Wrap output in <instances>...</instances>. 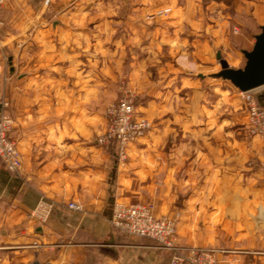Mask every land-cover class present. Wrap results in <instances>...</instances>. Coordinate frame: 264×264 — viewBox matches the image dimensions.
Listing matches in <instances>:
<instances>
[{
	"label": "crops",
	"instance_id": "obj_1",
	"mask_svg": "<svg viewBox=\"0 0 264 264\" xmlns=\"http://www.w3.org/2000/svg\"><path fill=\"white\" fill-rule=\"evenodd\" d=\"M51 1L52 24L36 0H12L2 15L0 97L16 91L13 135L23 164L13 173L0 161V264H170V250L113 226L116 201L147 202L162 215L178 216L177 241L222 249L223 264H264V149L258 136L249 134L245 106L235 114L232 108L225 119L216 106L201 103L194 105L193 117L184 112L174 118L166 114L169 105H149L153 126L131 146L128 163L119 165L112 148L98 141L106 106L90 100L104 91L106 65L97 66L103 59L88 49L111 40L121 44V24L90 23L76 18L88 9L59 7L71 0ZM130 1L146 3L140 11L131 9L137 15L155 6L154 0ZM187 1L193 6L158 3L173 8L167 24L157 28L158 42L198 52L207 44L247 49L253 38V47L264 24V0H206L204 7L199 0ZM132 28L150 31L138 24ZM11 46L21 51L18 63L24 67L16 88L9 68L4 72ZM47 47L49 54H43ZM235 88L231 83L225 92ZM256 96L264 107V86ZM42 197L55 202L44 224L29 215ZM72 201L82 209L69 208Z\"/></svg>",
	"mask_w": 264,
	"mask_h": 264
},
{
	"label": "rangeland",
	"instance_id": "obj_2",
	"mask_svg": "<svg viewBox=\"0 0 264 264\" xmlns=\"http://www.w3.org/2000/svg\"><path fill=\"white\" fill-rule=\"evenodd\" d=\"M160 1L161 0H154L155 6L141 15L140 12L139 15H137L131 9L137 7L140 11L146 3H132L130 0H71L70 2L64 1L59 5V7L79 6L80 8L88 9L89 14L82 16L76 15V18H88L90 23L112 22L114 24H121L120 32L123 37L121 44L114 43L111 40L106 41V46L96 47L93 46V44L89 45V54L91 56L97 55L103 59L101 64L99 63L97 66L102 64L106 65V77L103 79L105 81L104 91L102 92V95L100 94L99 99L92 96L93 98H91L90 102L99 101L100 103L105 104L107 123V110L112 104L119 101L122 95V82H126V84L134 90L137 96V111L150 121V129L153 126L152 118L148 117L145 110L149 105H156V108H159L161 105H169L170 107L168 108L170 110L167 111L166 114H168L170 118H174L175 115L184 112L187 113L188 117H193V109H195L194 105L200 103L206 105L208 108L216 106L219 118H228L229 114H231L230 112L232 108L234 114L236 112L241 113V105L243 104V106H245V103L239 90L235 88L232 93L225 92L226 86L231 85V82L224 80L221 77H216L214 74L221 70V64L217 59L218 51H221L223 58L227 59L229 63H234L233 67H244L246 58L242 53V48L240 46L223 47L207 44L203 45L201 50H198L197 52V48L195 49L194 47H172L169 43L163 44L162 42H158L161 41L162 33L160 30H157V28L162 29L163 26L167 24L168 19L171 18V12H173L171 6H159L158 3ZM186 2L189 4H186ZM199 2H202V7L207 4L206 0H199ZM35 3L36 6L44 5L46 7V13L53 5L51 0H36ZM182 3H185L186 7L189 5L193 6V3H190L187 0H179V4L177 5ZM98 8L111 9L112 11L111 14H102ZM53 14L54 12L44 15L49 18L48 22L51 24L53 22ZM73 17L74 16H71V18ZM134 24L142 25L143 27L148 26L150 29L149 33L144 32V28L130 29L131 25ZM234 27L231 28V32H237ZM153 33H155V36ZM55 36L56 34L51 33V37L55 38ZM153 36L155 39H158L156 45L151 43ZM253 42L254 39L252 38V43L247 49L252 48ZM49 49L50 48L47 47L45 51L46 53L43 54H49ZM31 50L33 51L34 47H32ZM8 56L10 57L9 59L14 62V72L11 73L12 65L10 64L8 66L7 63V66L4 65V72L9 68L11 87L13 85L16 88L17 76L19 72L24 70V67L20 65L21 63H18L22 60L20 57L21 51H18L17 47L11 46L9 48ZM105 58L106 60H104ZM93 65L94 64H91V66ZM32 66L33 62L28 64L27 68L29 69V67ZM93 80L92 76H90V81L92 82ZM213 86L217 89H212ZM2 100L8 102L6 111L14 120V127L11 134L16 138V136L13 135L14 129L17 126V118L15 116L17 106L16 91H14L12 95L5 93L0 97V102ZM141 106L144 107V112H140ZM183 108L185 110H182ZM105 129L106 124L104 130L99 136L105 131ZM235 129L239 130L240 128L236 127ZM249 134L251 136H258L250 130ZM145 136L139 138L132 145L141 141ZM258 138L263 148L260 136H258ZM156 213L162 215L160 212L158 213V211ZM165 216L177 219L179 231L178 216ZM177 234H179V232H177ZM178 243L181 244L180 242Z\"/></svg>",
	"mask_w": 264,
	"mask_h": 264
},
{
	"label": "built area",
	"instance_id": "obj_3",
	"mask_svg": "<svg viewBox=\"0 0 264 264\" xmlns=\"http://www.w3.org/2000/svg\"><path fill=\"white\" fill-rule=\"evenodd\" d=\"M12 0H0V31L5 25L3 11ZM238 31V29L236 28ZM123 83L122 95L117 103L107 110L105 131L99 136V143L113 148L119 165H125L129 159L130 146L145 136L151 123L137 111V96L126 82ZM248 112V127L260 136L264 148V107L257 99L256 90L240 91ZM0 161L9 172H18L22 168V153L18 140L12 136L14 120L7 113L8 102H0ZM68 207L81 210L78 202H70ZM55 208V202L42 197L29 215L40 224L46 223ZM113 226L122 233L138 238H150L160 248L170 250V264H223L219 253L224 250L215 247L184 246L177 241L178 222L176 218L158 215L151 204L144 202L116 201L111 220ZM37 248L38 241L32 244Z\"/></svg>",
	"mask_w": 264,
	"mask_h": 264
},
{
	"label": "water",
	"instance_id": "obj_4",
	"mask_svg": "<svg viewBox=\"0 0 264 264\" xmlns=\"http://www.w3.org/2000/svg\"><path fill=\"white\" fill-rule=\"evenodd\" d=\"M246 58L244 67H233L227 59L223 58L221 51L217 52V59L221 70L214 75L230 81L238 90H256L264 86V24L260 33L255 35L252 49H242ZM11 73L14 72L13 62L10 59ZM1 110V104H0Z\"/></svg>",
	"mask_w": 264,
	"mask_h": 264
},
{
	"label": "trees",
	"instance_id": "obj_5",
	"mask_svg": "<svg viewBox=\"0 0 264 264\" xmlns=\"http://www.w3.org/2000/svg\"><path fill=\"white\" fill-rule=\"evenodd\" d=\"M112 151H113V153H114V150H113V148H112Z\"/></svg>",
	"mask_w": 264,
	"mask_h": 264
}]
</instances>
